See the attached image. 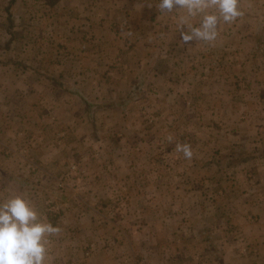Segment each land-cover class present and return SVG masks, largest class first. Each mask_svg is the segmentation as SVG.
<instances>
[{
  "label": "rangeland",
  "instance_id": "1",
  "mask_svg": "<svg viewBox=\"0 0 264 264\" xmlns=\"http://www.w3.org/2000/svg\"><path fill=\"white\" fill-rule=\"evenodd\" d=\"M58 1L0 0V66L9 65L16 77L29 68H40L32 60L41 50L40 40L52 39L54 15L48 9ZM239 7L243 15L231 24L221 22L211 44L179 41L167 45L168 53L164 42L150 44L151 52L143 46L144 54L155 53L157 47L159 55L165 56L161 58L168 62L164 63L168 72L161 81L146 70L133 76L122 57L111 61V71L105 75L70 78L69 84L79 87L72 92L75 121L60 125L64 131L71 129L68 138L66 134L61 137V169L49 172L33 161L37 165H33L32 175L46 187L32 203L38 212L45 211L54 226L61 218L64 226L82 235L85 250L81 261L94 258L110 259L114 264H148L152 250L159 260L167 261L163 264H202L203 257L206 264L213 261L214 254L203 256L202 250L215 242L214 231H209L214 222L189 217L190 202L183 185L191 187L193 200L203 198L205 207L211 209L208 205L213 203L214 190L206 193L203 186L213 181L211 172L222 164L214 152L208 157L210 162L200 158L206 150L202 141L212 138V144L221 134L260 132L263 127L247 126L246 122L261 118L248 106L264 84V0H239ZM190 51L191 61L182 59L180 55ZM206 68L217 70L219 75L211 74L210 85L220 83L222 92H217V98L233 103V109L199 107L203 95H198V76ZM189 70L198 73L191 82L186 76ZM189 84L196 91H190ZM214 97L212 93L207 100ZM221 112L229 122L219 120ZM63 113L68 119L69 107ZM48 116L58 122L56 115ZM65 140L75 142L74 146L68 147ZM177 143L191 145L190 160L176 152ZM216 148L213 145L209 150ZM201 164L211 166V172H203ZM229 181L230 174L220 178L222 185ZM227 223L223 222L224 228ZM52 241L50 256L55 253ZM222 260L232 264L234 259L226 252Z\"/></svg>",
  "mask_w": 264,
  "mask_h": 264
},
{
  "label": "crops",
  "instance_id": "2",
  "mask_svg": "<svg viewBox=\"0 0 264 264\" xmlns=\"http://www.w3.org/2000/svg\"><path fill=\"white\" fill-rule=\"evenodd\" d=\"M158 3L159 0H59L56 6L48 9L54 15L52 39L40 40L41 50L32 60V64L38 61L40 68H29L16 77L9 65L0 66V202L23 194L35 207L32 201L40 196L46 184L37 183L34 179L32 167L37 164L33 161L49 172L56 173L61 169L60 145L64 143L61 137L66 134L68 138L71 129L64 131L60 125L68 120L70 124L75 121L76 101L72 92H76L74 87H79L69 84L70 78L105 75L111 71V61L117 57L128 63L129 72L135 77L146 70L158 81L164 78L168 72V67L164 70V63L168 62L161 57L165 56L159 55L157 47L154 48L155 53L144 54L143 46L151 52L150 44L158 46L164 42L163 49L168 53L170 48L167 45L182 39L177 16L183 13L161 14L156 7ZM44 19L47 20L46 17ZM192 22L198 26L199 18ZM191 51L180 56L182 59L189 57L191 61ZM207 69L198 76V95H203L204 100L198 101L199 107L233 109V103H224L221 97L217 98V92H222L220 83L210 85L213 82L211 74L215 78L219 75L217 70ZM197 74V71L189 70L186 76L191 82ZM202 78L206 81L202 82ZM189 88L196 91L194 85L189 84ZM212 93H215L214 100H207ZM254 94L257 98L248 107L256 110L255 116L257 114L261 118H249L246 124L263 125L260 132L221 134L220 140L212 144V138L202 141L206 150L200 158L205 157L210 162L212 159L208 157L214 152V158L222 164L214 172L209 170L211 166L201 164L203 172L214 174L213 181L203 186L206 193L214 190L213 203L208 205L212 208L205 207L203 198L193 200L191 187L183 185V190L187 191L186 201L190 202L187 206L189 217L214 222V228L209 231H214L215 242L208 250V245L202 250L203 256L214 254L213 261L208 264H223V253L226 252L234 259L232 264H264V84ZM67 107L70 111L68 119L62 116ZM46 112L56 115L58 122H52L50 116L44 115ZM219 120L229 122L222 112ZM65 142L68 147L75 144L70 140ZM213 145L217 148L210 151ZM226 174H230L231 182L222 185L220 178ZM39 213L48 222L45 211ZM59 221L56 225L60 229L59 234L49 238V242L54 241L55 253L48 255L47 264L115 263L110 259L98 261L94 258L81 261L85 250L82 235L70 226H64V219ZM223 222H229V225L224 228ZM217 237L228 239L218 240ZM152 253L153 259L148 264L167 262L159 260L155 250ZM140 257L142 259L143 255ZM53 258L56 261L52 263ZM201 262L206 264L204 257Z\"/></svg>",
  "mask_w": 264,
  "mask_h": 264
},
{
  "label": "clouds",
  "instance_id": "3",
  "mask_svg": "<svg viewBox=\"0 0 264 264\" xmlns=\"http://www.w3.org/2000/svg\"><path fill=\"white\" fill-rule=\"evenodd\" d=\"M156 7L161 14L183 13L177 16V25L185 45L192 41L211 44L221 22L231 24L243 15L239 0H159ZM196 18L198 26L192 22ZM168 140L171 143L173 138ZM175 150L185 159L193 157L187 143H177ZM59 232L23 194L0 202V264H47L49 238Z\"/></svg>",
  "mask_w": 264,
  "mask_h": 264
},
{
  "label": "trees",
  "instance_id": "4",
  "mask_svg": "<svg viewBox=\"0 0 264 264\" xmlns=\"http://www.w3.org/2000/svg\"><path fill=\"white\" fill-rule=\"evenodd\" d=\"M55 4V2H53V3H51L50 5H54ZM53 225H54V223H52Z\"/></svg>",
  "mask_w": 264,
  "mask_h": 264
},
{
  "label": "built area",
  "instance_id": "5",
  "mask_svg": "<svg viewBox=\"0 0 264 264\" xmlns=\"http://www.w3.org/2000/svg\"><path fill=\"white\" fill-rule=\"evenodd\" d=\"M74 168L76 169V167L74 166Z\"/></svg>",
  "mask_w": 264,
  "mask_h": 264
}]
</instances>
